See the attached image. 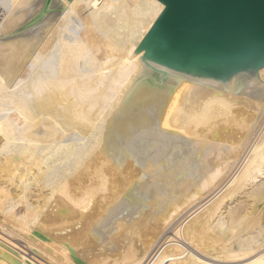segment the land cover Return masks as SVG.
I'll return each mask as SVG.
<instances>
[{
    "label": "bare ground",
    "instance_id": "bare-ground-1",
    "mask_svg": "<svg viewBox=\"0 0 264 264\" xmlns=\"http://www.w3.org/2000/svg\"><path fill=\"white\" fill-rule=\"evenodd\" d=\"M164 8L0 0V264H264L263 101L133 54Z\"/></svg>",
    "mask_w": 264,
    "mask_h": 264
},
{
    "label": "water",
    "instance_id": "water-1",
    "mask_svg": "<svg viewBox=\"0 0 264 264\" xmlns=\"http://www.w3.org/2000/svg\"><path fill=\"white\" fill-rule=\"evenodd\" d=\"M71 1V0H70ZM133 54L184 80L263 101L264 0H160Z\"/></svg>",
    "mask_w": 264,
    "mask_h": 264
}]
</instances>
